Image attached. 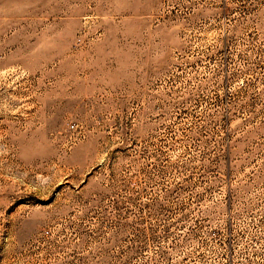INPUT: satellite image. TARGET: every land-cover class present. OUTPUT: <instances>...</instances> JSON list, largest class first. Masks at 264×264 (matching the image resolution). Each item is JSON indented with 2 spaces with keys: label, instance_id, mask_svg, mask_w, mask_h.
Segmentation results:
<instances>
[{
  "label": "rangeland",
  "instance_id": "374dc122",
  "mask_svg": "<svg viewBox=\"0 0 264 264\" xmlns=\"http://www.w3.org/2000/svg\"><path fill=\"white\" fill-rule=\"evenodd\" d=\"M0 264H264V0H0Z\"/></svg>",
  "mask_w": 264,
  "mask_h": 264
}]
</instances>
